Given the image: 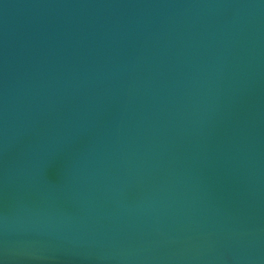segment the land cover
Here are the masks:
<instances>
[{
	"label": "water",
	"instance_id": "1",
	"mask_svg": "<svg viewBox=\"0 0 264 264\" xmlns=\"http://www.w3.org/2000/svg\"><path fill=\"white\" fill-rule=\"evenodd\" d=\"M0 264H264V0H0Z\"/></svg>",
	"mask_w": 264,
	"mask_h": 264
}]
</instances>
